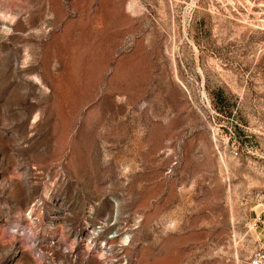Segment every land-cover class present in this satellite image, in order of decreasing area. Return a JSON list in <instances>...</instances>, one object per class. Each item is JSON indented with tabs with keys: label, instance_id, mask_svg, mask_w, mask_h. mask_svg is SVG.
I'll use <instances>...</instances> for the list:
<instances>
[{
	"label": "rangeland",
	"instance_id": "1",
	"mask_svg": "<svg viewBox=\"0 0 264 264\" xmlns=\"http://www.w3.org/2000/svg\"><path fill=\"white\" fill-rule=\"evenodd\" d=\"M260 253L264 0H0V264Z\"/></svg>",
	"mask_w": 264,
	"mask_h": 264
},
{
	"label": "bare ground",
	"instance_id": "2",
	"mask_svg": "<svg viewBox=\"0 0 264 264\" xmlns=\"http://www.w3.org/2000/svg\"><path fill=\"white\" fill-rule=\"evenodd\" d=\"M23 169L22 171V182L18 183L16 182L13 178L4 180L5 184L7 185V187L10 188L11 192L16 193V195L18 196V198L23 197V198H27L31 195V181H30V171L29 168L27 166L22 167ZM4 184V185H5Z\"/></svg>",
	"mask_w": 264,
	"mask_h": 264
},
{
	"label": "built area",
	"instance_id": "3",
	"mask_svg": "<svg viewBox=\"0 0 264 264\" xmlns=\"http://www.w3.org/2000/svg\"><path fill=\"white\" fill-rule=\"evenodd\" d=\"M252 264H264V255L260 253L258 256H255Z\"/></svg>",
	"mask_w": 264,
	"mask_h": 264
}]
</instances>
